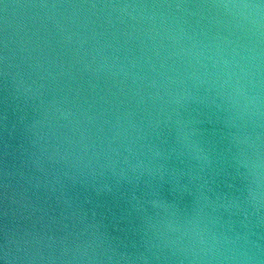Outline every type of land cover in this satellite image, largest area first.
Masks as SVG:
<instances>
[{
	"label": "water",
	"instance_id": "1",
	"mask_svg": "<svg viewBox=\"0 0 264 264\" xmlns=\"http://www.w3.org/2000/svg\"><path fill=\"white\" fill-rule=\"evenodd\" d=\"M0 264H264V0H0Z\"/></svg>",
	"mask_w": 264,
	"mask_h": 264
}]
</instances>
